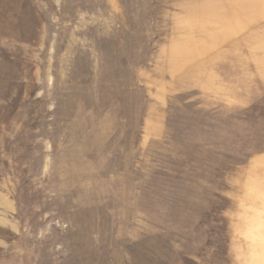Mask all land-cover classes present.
<instances>
[{
  "label": "rangeland",
  "instance_id": "obj_1",
  "mask_svg": "<svg viewBox=\"0 0 264 264\" xmlns=\"http://www.w3.org/2000/svg\"><path fill=\"white\" fill-rule=\"evenodd\" d=\"M0 264H264V0H0Z\"/></svg>",
  "mask_w": 264,
  "mask_h": 264
}]
</instances>
